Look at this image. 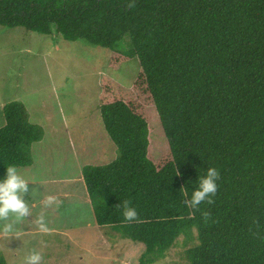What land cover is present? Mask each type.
Segmentation results:
<instances>
[{
    "label": "trees",
    "instance_id": "1",
    "mask_svg": "<svg viewBox=\"0 0 264 264\" xmlns=\"http://www.w3.org/2000/svg\"><path fill=\"white\" fill-rule=\"evenodd\" d=\"M0 27L105 49L110 68L137 64L149 113L97 99L116 155L80 170L95 224L141 243L137 264L163 259L181 236L195 240L186 264H264V0H0ZM43 135L22 102L4 103L0 176L30 166ZM209 166L215 194L186 207L181 189ZM122 200L138 222H123Z\"/></svg>",
    "mask_w": 264,
    "mask_h": 264
},
{
    "label": "rangeland",
    "instance_id": "2",
    "mask_svg": "<svg viewBox=\"0 0 264 264\" xmlns=\"http://www.w3.org/2000/svg\"><path fill=\"white\" fill-rule=\"evenodd\" d=\"M112 61L107 50L82 42L0 27V109L8 101L22 102L44 133L31 147V165L18 168L29 180L25 199L34 207L20 235L0 231L6 264H25L31 250L41 253V264H137L143 245L95 224L80 178L84 166L104 165L116 155L102 130L97 99H121L142 116L149 113L142 80L133 82L135 61L110 68ZM166 153L156 149V159L165 162ZM45 195L61 204L44 207ZM40 216L47 231L40 230ZM194 244V236L190 243L181 236L154 264H186L184 251Z\"/></svg>",
    "mask_w": 264,
    "mask_h": 264
},
{
    "label": "clouds",
    "instance_id": "3",
    "mask_svg": "<svg viewBox=\"0 0 264 264\" xmlns=\"http://www.w3.org/2000/svg\"><path fill=\"white\" fill-rule=\"evenodd\" d=\"M219 179V171L216 167L209 166L202 175L197 177V183L190 194L184 188L181 194L188 197L184 203L186 207L196 208L202 202L210 201L211 197L217 190V180ZM29 180L22 175L15 164H7L4 167V175L0 176V231L12 235H20L21 223L26 217L32 214L34 203L30 205L25 199L29 193ZM41 203L44 207L56 206L61 204L53 195H45ZM117 207L121 210L123 222H138V213L135 207L130 206L127 200L120 201ZM43 216L38 218L41 231H47L43 223ZM42 255L39 251L31 250L25 257V264H41Z\"/></svg>",
    "mask_w": 264,
    "mask_h": 264
}]
</instances>
